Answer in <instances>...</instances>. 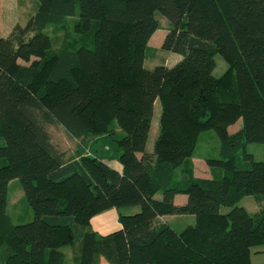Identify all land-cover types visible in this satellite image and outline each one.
<instances>
[{"label":"trees","instance_id":"16d2710c","mask_svg":"<svg viewBox=\"0 0 264 264\" xmlns=\"http://www.w3.org/2000/svg\"><path fill=\"white\" fill-rule=\"evenodd\" d=\"M37 1L24 27L0 36V264H65V246L73 264H251L252 249L264 246V207L238 204L264 202V0ZM156 13L169 22L161 49L182 59L146 70ZM215 55L227 65L218 78ZM156 101L159 133L147 153ZM48 126L82 144L118 130L121 170L84 146L66 159ZM210 130L222 158L205 163L223 176L197 178L192 155ZM252 143L262 146L260 162L245 150ZM240 149L245 170L236 168ZM12 180L29 223L6 213ZM178 195L184 205L174 204ZM111 209L119 230L89 228ZM183 215L194 224L181 232L158 222Z\"/></svg>","mask_w":264,"mask_h":264},{"label":"rangeland","instance_id":"374dc122","mask_svg":"<svg viewBox=\"0 0 264 264\" xmlns=\"http://www.w3.org/2000/svg\"><path fill=\"white\" fill-rule=\"evenodd\" d=\"M38 5L39 3L37 0H0V36L4 38L7 37L16 25L24 27L35 14ZM155 17L158 20L159 29L151 36L148 42L143 65L146 70H152L156 66H166L171 68L182 59V57L177 54H172L161 49L164 37L169 29V22L158 13H156ZM56 36H61V34L54 35V37ZM214 62L215 68L213 76L218 78L227 70V65L219 55L214 56ZM160 111L159 101H156L154 103L151 128L146 144V150L150 152L153 151V144L159 133ZM240 127L241 121H238L228 128V133L234 134L240 129ZM47 131L54 147L58 151L64 153L66 159L75 157L78 148L84 146L85 150H87V154L102 156V158L104 157V162L109 163L113 168L116 167V165L119 166L117 161L119 151L116 149L113 141L114 138H119L122 135L121 133L119 134L118 130H116L118 135L113 138L109 136L101 137L100 139L89 138L85 140L84 144H82L80 140H74L69 137L59 126H48ZM220 149L221 143L214 131H205L199 135L196 148L192 155L193 173L195 174V177L203 179H218L223 176L221 168H211L205 163V160L207 159H221ZM245 150L247 153L253 155L254 161L260 162L263 160V150L260 144H247ZM110 157H112V159L108 161ZM235 157L236 168L238 170L249 168V163L244 160L241 149L235 153ZM238 206L245 208L248 212H255L257 209L264 207V202L256 203L253 197L248 196L242 199ZM138 211V208H124L120 210L124 215L135 214ZM227 211V208L220 209L221 213H226ZM6 213L14 225L29 223L33 220L32 210L23 198V192L18 180L10 181L7 186ZM104 213L113 215L114 221L117 220V212L115 209L108 210ZM166 221L173 230L181 232L186 227L194 224V217L190 215L174 216L173 218H167ZM89 228L93 230L91 222ZM111 230L112 233L119 229H116L113 225ZM262 249H264V246L256 247L252 249V251L259 252ZM74 250L75 249L71 246H65L60 249L65 257V264H73L72 256ZM102 264L107 263L102 261Z\"/></svg>","mask_w":264,"mask_h":264},{"label":"crops","instance_id":"0c3cea01","mask_svg":"<svg viewBox=\"0 0 264 264\" xmlns=\"http://www.w3.org/2000/svg\"><path fill=\"white\" fill-rule=\"evenodd\" d=\"M146 152L152 153V152L147 151V150H146ZM107 165H109V163H107ZM110 167H112V166H110ZM113 169L120 171L121 167H120V165L119 166L116 165V167H114ZM193 171H194V168H193ZM194 176H195V174H194ZM155 198L160 199V196L158 195ZM185 203H186V197L185 196L178 195L174 198V204L176 206H181V205H184ZM255 212L252 211L250 213H255ZM173 217L174 216L161 217V218H158V222L167 224L166 219L167 218H173ZM113 225H114V227H116V229H120L118 219L116 221H114L113 215H109V213H101V214L93 217L91 220V226L93 227L92 229L96 233H98L99 235H102V236L111 233V231H112L111 229H112ZM250 263L251 264H264V249L260 250L259 252H252L251 256H250ZM100 264H101V262H100Z\"/></svg>","mask_w":264,"mask_h":264}]
</instances>
